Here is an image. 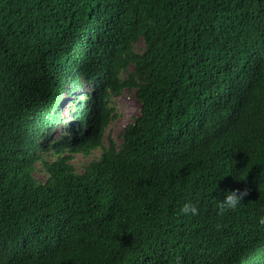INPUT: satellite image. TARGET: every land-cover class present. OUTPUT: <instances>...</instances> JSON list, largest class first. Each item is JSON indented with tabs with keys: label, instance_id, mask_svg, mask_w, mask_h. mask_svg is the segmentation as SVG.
I'll use <instances>...</instances> for the list:
<instances>
[{
	"label": "trees",
	"instance_id": "trees-1",
	"mask_svg": "<svg viewBox=\"0 0 264 264\" xmlns=\"http://www.w3.org/2000/svg\"><path fill=\"white\" fill-rule=\"evenodd\" d=\"M83 86L54 137L47 87ZM261 215L264 0H0V264H264Z\"/></svg>",
	"mask_w": 264,
	"mask_h": 264
},
{
	"label": "clouds",
	"instance_id": "clouds-1",
	"mask_svg": "<svg viewBox=\"0 0 264 264\" xmlns=\"http://www.w3.org/2000/svg\"><path fill=\"white\" fill-rule=\"evenodd\" d=\"M70 84L71 83H68L65 85L66 89H69ZM85 88H86V86L80 87L73 93H69L67 91H61L58 93L55 90V88H52L50 90L47 87V90L45 92V96H47L49 94V96H50V110H52V113L55 115V116H53V120L55 121V124H54V128L52 129V134L54 135V137H56L55 135L59 132L60 133L57 135L58 137L63 133H67V130H63L65 128V126H67L69 123L76 120V119H71L70 114L73 111V109H72L73 106L80 101L82 102L83 99L85 98V96L83 94ZM116 97H114V98H116ZM111 102H112V100H111ZM111 106H112V104H111ZM66 108H67V111L65 112ZM134 118H136V117H134ZM134 118L130 123H132L134 121ZM107 136H108V134L105 135V132H104V135L102 137L103 144L105 141H107ZM107 145H108V142H107V144H104L105 147H107ZM97 150H99V149H97ZM97 150H94L89 156H91ZM99 151L101 154V150H99ZM65 154H67V153H65ZM76 156H81L82 158H86L83 156L82 153L73 154V156H72L73 158L70 161V164H72V166L74 167L75 170H76V168H75L73 161H74ZM91 159H94V158H91ZM87 162H85V163H87ZM84 164H82V166ZM82 166H81V169H82ZM40 168L42 169V167H40ZM36 170H39V172H40V169H36ZM36 170H35V172H36ZM80 172H82V170ZM41 173L45 176V174L43 172H41ZM34 175H35V173H34ZM244 195H246L245 192H240L239 194L236 191L226 192L224 194L223 200H218V214H223L226 211L235 210L238 206L241 205V199L243 198ZM180 211L182 214H185V215L190 214L192 216H196L197 212H198L196 206H194L190 201L185 202L181 206ZM258 222L260 225H264V215H261L259 217ZM177 264H179V258H177Z\"/></svg>",
	"mask_w": 264,
	"mask_h": 264
},
{
	"label": "rangeland",
	"instance_id": "rangeland-1",
	"mask_svg": "<svg viewBox=\"0 0 264 264\" xmlns=\"http://www.w3.org/2000/svg\"><path fill=\"white\" fill-rule=\"evenodd\" d=\"M140 45L141 42L138 44L137 49L140 47ZM111 104L114 109L113 114L115 115V117L109 121V124L105 131V135L110 134L112 139L118 144L120 142L118 134L122 131V129L126 127L128 123L133 120L134 117H137L139 113V104L136 101L133 92L131 91L122 92L116 98L112 99ZM66 111L67 108L65 109V112ZM59 133H57L55 136H57ZM104 144H107V141H105ZM99 154L100 151L97 150L91 156L86 158L76 156L73 161L76 170L80 172L82 164L89 161L91 158H97ZM37 169H40V167L37 166ZM34 176L37 180L44 181L46 179V177L41 172H39V170H36Z\"/></svg>",
	"mask_w": 264,
	"mask_h": 264
}]
</instances>
